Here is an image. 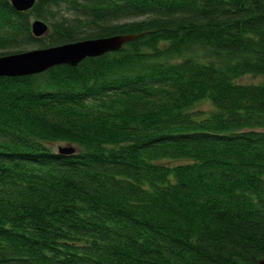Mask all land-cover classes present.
I'll return each instance as SVG.
<instances>
[{
	"label": "trees",
	"instance_id": "1",
	"mask_svg": "<svg viewBox=\"0 0 264 264\" xmlns=\"http://www.w3.org/2000/svg\"><path fill=\"white\" fill-rule=\"evenodd\" d=\"M119 35L0 77V264L264 260V0H0V57Z\"/></svg>",
	"mask_w": 264,
	"mask_h": 264
},
{
	"label": "water",
	"instance_id": "2",
	"mask_svg": "<svg viewBox=\"0 0 264 264\" xmlns=\"http://www.w3.org/2000/svg\"><path fill=\"white\" fill-rule=\"evenodd\" d=\"M36 0H9L12 8L17 12L29 11ZM31 33L40 38L49 31L47 23L35 19L30 23ZM139 35H119L99 39L82 40L55 47L33 49L21 53L0 57V77H23L41 74L48 69L69 65L76 66L86 58L99 57L107 53L116 52ZM74 153L72 147H59L58 154L70 155ZM257 264H264L260 260Z\"/></svg>",
	"mask_w": 264,
	"mask_h": 264
},
{
	"label": "rangeland",
	"instance_id": "3",
	"mask_svg": "<svg viewBox=\"0 0 264 264\" xmlns=\"http://www.w3.org/2000/svg\"><path fill=\"white\" fill-rule=\"evenodd\" d=\"M33 49H38V48H31V49H28L27 51L33 50ZM262 80H263L262 77L244 76L242 79L239 80V82L242 83V84H257V83H261ZM201 109L202 110H207V107L202 106ZM60 146H67V145H64V144L52 145L53 151L54 152H57L58 151V148Z\"/></svg>",
	"mask_w": 264,
	"mask_h": 264
},
{
	"label": "bare ground",
	"instance_id": "4",
	"mask_svg": "<svg viewBox=\"0 0 264 264\" xmlns=\"http://www.w3.org/2000/svg\"><path fill=\"white\" fill-rule=\"evenodd\" d=\"M24 77V76H23Z\"/></svg>",
	"mask_w": 264,
	"mask_h": 264
}]
</instances>
